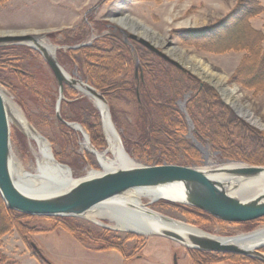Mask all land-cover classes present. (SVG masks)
<instances>
[{"label":"rangeland","instance_id":"rangeland-1","mask_svg":"<svg viewBox=\"0 0 264 264\" xmlns=\"http://www.w3.org/2000/svg\"><path fill=\"white\" fill-rule=\"evenodd\" d=\"M235 7L239 8L240 12L230 18L229 15L235 13L233 12ZM123 14H127L159 35L164 40L163 47L157 46L159 50L165 52L166 49L180 48L186 54L194 56L196 60L199 59L198 66L206 68L214 76L225 78L227 85L238 86L242 92L240 101L245 109L264 124V93L243 86L233 77L236 68L249 57V47L257 46L261 51L264 50V0H0V34L9 31L15 32V35H21L16 31L39 32L40 39L53 48L52 55L57 61L58 54L66 52L68 47L91 45L109 34L119 37L123 44L129 47L130 61L129 64L120 66L119 72L116 73L117 78L121 81L133 80L134 93H123L118 99H105L110 121L121 140L120 145L137 165L176 164L204 169L226 162L251 164L248 160L254 159L256 160L254 165L264 166V153L261 154L259 143L255 142L254 146L240 143L248 141L253 131L261 133L264 137V127H257L244 119L237 110L225 103L222 93L218 92L214 85L191 72L177 59L191 73L177 68L178 71L192 77L199 88H208L218 101L245 125L234 132L232 142L234 145H244L242 147L250 152V156L248 153H244L245 157L232 154V148L227 146L228 142L225 141L224 135L215 131L216 125L211 128L213 134L199 130L202 127L199 128L197 120L201 119L193 118L195 116L189 111L192 96L190 90L185 91L175 101L177 118L173 131L176 132L174 141L177 144L165 152L157 150L155 136H152L153 142L147 144L138 142L136 131L137 126L141 125L139 116L144 108V105L141 109L138 108V105H142L140 85L145 83L153 71V62L150 58L142 57L135 49L138 43L126 39L111 20L112 17H121ZM223 21L231 22L232 25L236 21L238 30L233 26L234 28L230 27L228 31H236L241 35L244 33L245 37L252 33V38L245 42L246 45H240L241 49L218 52L201 48L199 45L202 42L182 40L172 33L177 30L201 31ZM81 28L88 31V35L82 41L71 46L59 42L67 31H80ZM28 34L34 36L35 33ZM14 45L30 48L24 43ZM195 59L190 62L195 63ZM29 62L30 64L24 63V67L36 77L35 91L42 93L47 89L48 97L44 104H48L52 110L45 108L43 110L38 106L40 102H32L28 98L29 94L19 88L16 74L10 73L8 67H5L3 70L0 69V89L7 100V106L10 109V106L14 105L20 110L26 125L33 133L47 141L55 161L66 166L73 178L83 177L90 170L102 172L103 169L95 161L92 151L82 148L83 134L75 127L61 123L55 116L58 86L38 51H35ZM60 66L70 77L92 86L80 76L75 65L67 63ZM219 77L216 79L219 80ZM31 85L33 87L32 83ZM16 86L19 90L15 88ZM66 89L75 93L70 95ZM95 99L97 100L64 85L59 114L64 120L79 124L89 139L90 147L96 152H103L107 146L100 110ZM29 114L40 115V124L29 121L27 118ZM8 116L10 145L15 163L18 162L23 170L34 173L37 161L41 159L38 147L32 136L23 130L10 114ZM81 118L89 120L90 127L84 125ZM136 118L139 120L137 123ZM55 152L58 154L56 157ZM13 173L17 183L21 184L16 173L14 171ZM141 205L218 237H231L264 227V217L245 223H231L213 218L201 210L199 211L205 214L197 216L195 213L174 207L179 204L165 200L151 202L143 197ZM101 221L103 225H97L85 217H25L21 220L24 224L21 233L12 229L0 236V252L8 259L5 264H196L191 257L197 253L196 249H186L176 241L156 234L144 236L119 231L107 226L111 225L108 219L101 218ZM103 233L122 243L124 251L114 246H105L106 243L101 237ZM31 243L37 247L45 261L33 252ZM260 250L264 252V247ZM209 262V264H259L256 260L242 259L240 256L227 257L221 253H216Z\"/></svg>","mask_w":264,"mask_h":264},{"label":"water","instance_id":"water-1","mask_svg":"<svg viewBox=\"0 0 264 264\" xmlns=\"http://www.w3.org/2000/svg\"><path fill=\"white\" fill-rule=\"evenodd\" d=\"M118 29L126 39L129 38L137 42L181 71L191 73L176 59L170 57L164 51L159 50L157 46L153 45L148 39L138 37L131 31L126 33L124 29ZM11 43L27 44L33 50L38 51L46 62L58 86L59 96L55 104V116L61 123L72 128L80 126L77 123L64 120L59 114V106L64 85L79 91L75 85L77 83L84 84L85 90L80 92L97 98L102 105V109L105 108L107 110V101L103 94L86 82L72 78L65 73L55 57L50 55L39 44L35 36L31 34L0 35V46L9 45ZM217 91L219 92L218 89ZM98 109L100 110L99 106ZM9 114L10 109L7 106V100L0 89V198L6 209L37 217H84L85 214L93 208L100 207L102 204L122 196L129 190L177 184L181 185L185 197L184 202L177 204L201 210L221 221L238 223L255 220L264 216V186L260 187V189L255 188L250 191L251 195L249 194V196L240 198L230 195L223 187V182L209 176V174L212 173H222L224 180L228 181L232 178H255L264 172V166H254L240 162L230 163L241 165L233 167L220 166L217 168L213 167L212 169L193 168L176 164L129 165L121 166L116 169L102 170V172L96 171L95 173L86 174L80 178H73L69 172L70 174L62 182L56 183L54 187L57 188L53 190H42L43 188L41 187L32 188L26 182L18 184L14 178V170L11 165V161H14V157L10 145ZM100 117L104 129L101 110ZM108 118L110 121L109 114ZM110 123L113 125L111 121ZM35 135L47 143L43 137L38 134ZM86 139L89 141L87 136ZM48 150L49 156L55 161L49 145ZM57 164L66 167L59 163ZM91 171L93 170H90V172ZM154 201L156 200H151V202ZM171 203H175V201ZM120 208L130 213L142 211L149 215H156L165 221L181 222L145 208L141 203L138 205L137 203L123 202ZM149 233L176 241L186 249L193 248L199 251L216 253L230 252L264 261V253L259 250H250L238 246L237 244L224 243V241L233 239L234 236H217L211 238L189 232L183 236L168 228H160ZM263 245L264 243L262 244L259 242L254 244L253 247L257 248ZM31 247L33 252L45 261L40 251L33 243H31Z\"/></svg>","mask_w":264,"mask_h":264},{"label":"trees","instance_id":"trees-1","mask_svg":"<svg viewBox=\"0 0 264 264\" xmlns=\"http://www.w3.org/2000/svg\"><path fill=\"white\" fill-rule=\"evenodd\" d=\"M234 11L235 13L229 15L230 18H233L237 12H240L237 7H235ZM236 25V21L233 22V25L231 22L223 21L220 24H214L201 31L177 30L172 31V33L182 40L202 42L199 45L201 48L218 52L232 49L238 50L242 48L240 45H246L245 42L251 39L253 34L249 33L245 37L244 33L241 35L236 31H228L233 26L235 30H238V25ZM87 35L88 31H85L83 28L80 31H67L59 42L71 46L85 39ZM135 49L141 53L140 55L142 57L150 58V61L153 62V71H151L145 83L140 85L142 105H138V108L141 109L143 105L144 108L139 116L142 126H137L136 131L138 142L147 144L153 142L155 139L154 143L157 145V150L167 152L173 148L177 144L174 141L176 132L173 131L175 128L174 124L176 123L175 119L177 118L175 101L185 91L190 90L192 96L189 111L195 116L193 118L197 119L199 117L201 119V121L197 120L199 128L202 127L199 130L210 134L213 130L211 128L213 125H216L217 130H214L224 135L225 141L228 142L227 146L232 148V154H240L241 156L244 155V157L246 156L244 153H248L249 155L250 152L242 147L244 145H234L232 142L234 132L240 130L245 125L236 119L208 88H199L197 82L192 77L178 71L175 66L163 59H159L160 57L158 58L154 53L150 51L146 52L140 45H135ZM248 50L249 57L246 61L243 60L236 68L233 77L243 84V86L257 89L264 93V50L261 51L257 46L249 47ZM34 54V50L22 45L11 44L0 46V69L3 70L5 67H8L7 69L10 73L16 74L19 88L29 94L28 98L34 103L40 102L38 106L41 109L44 110L45 108L51 111L52 109L49 108L48 104H44V100L48 97L46 93L47 89L43 90L42 93L35 91L34 86L37 85L36 77L34 73L29 72L24 67V63L30 64L29 59L31 60ZM57 58L60 64L66 65L70 63L75 65L80 76L86 79L95 89L99 90L108 100L118 99L123 93H134L133 80L127 79L126 81H121L117 78L116 73L119 72L120 66L123 67L124 64H129L130 52L129 47L124 45L122 40L115 35L109 34L102 36L91 45H83L78 48L68 47L66 52H60ZM15 88L19 90L17 86ZM66 92L70 93V95L75 93V91L68 92L67 89ZM27 118L33 124L36 122L40 124V115L29 114ZM94 118H96L95 115ZM80 120L84 125L90 127L91 123L89 120L85 118H81ZM137 122H139L138 118H136ZM246 130L248 132L250 131L248 129ZM152 136H155V138L153 139ZM255 142L260 144V152L263 154L264 137L261 133L253 131V134L251 136L249 135L248 141L240 143L254 146ZM146 144L142 145L144 146ZM232 151H227V153H231ZM56 156L58 154L55 152ZM248 161L251 164H256V160L254 159ZM174 207L189 213H195L197 216H203L205 214L195 208L187 206L174 205ZM25 217H29V215L6 209L0 198V236L9 233L12 229H16L21 233L20 230L24 226L21 220ZM101 237L102 241L106 243H103L105 246H114L120 251H124V245L119 243L115 238L109 237L105 233ZM196 252L191 256L196 264H209V260L215 256V254L213 255L209 252L199 250ZM225 255L227 257L240 256L234 254ZM240 258L255 261L242 256ZM5 262H8V259L0 252V264H5ZM256 262L264 264L259 261Z\"/></svg>","mask_w":264,"mask_h":264},{"label":"bare ground","instance_id":"bare-ground-1","mask_svg":"<svg viewBox=\"0 0 264 264\" xmlns=\"http://www.w3.org/2000/svg\"><path fill=\"white\" fill-rule=\"evenodd\" d=\"M116 25L124 30H128L129 32L135 33L138 37H143L148 39L150 42L153 43L155 46L163 47L164 40L157 34L151 32L152 30L143 25L142 23L134 20L127 14H123L121 17H112ZM20 34H28V33H35L34 36L38 39L39 44L50 54L52 55L53 48L46 44L41 37L39 36V32H25V31H16ZM16 33V34H17ZM2 34H15V32H2ZM1 35V34H0ZM37 35V36H36ZM165 53L169 56L181 61L186 68H188L191 72L195 73L197 76L201 77L204 80H207L209 83L214 85L219 92L222 93L223 99L226 104L233 107L237 112L248 122L257 126V127H264V124L260 123L252 113L245 109L244 104L240 101L242 92L235 84L227 85L226 79L221 78V76H214L206 68L200 65L198 62L199 59H195L194 56L188 55L184 52V50L174 47L172 49H166ZM192 59H195L196 62L192 63ZM194 60V61H195ZM197 63V64H196ZM219 77V80L216 79ZM84 84L77 83L75 86L80 91H84ZM225 91V92H224ZM97 106H99L103 118L104 123V140L106 142V148L103 152H96L91 147L86 139V133L84 129L80 127H75L76 130L80 131L83 136L84 140L82 142V148L92 151V154L95 158L97 164L105 171L106 169H116L121 166H129V165H137L124 151L123 147L120 145V137L116 132L114 125H111L107 110L104 108L102 109V105L99 103L98 99H95ZM10 115L12 119L17 122L23 130H25L29 135H31L33 140L35 141L39 154L41 155V159L37 161L36 170L34 173H29L28 171L23 170L18 162L15 163L11 161L12 168L16 173V176L20 179V182H26L32 188H43L42 190H53L57 187L56 183L62 182L70 173V170L67 167H63L58 165L51 157L49 156L48 144L41 138H39L35 133L31 131V129L26 125L23 115L20 113L14 105L10 106ZM111 154V156H109ZM228 163V164H227ZM241 164L237 163H221L217 164L216 166L210 167H233ZM254 165V164H248ZM254 166H262V165H254ZM96 171H89L86 174H92ZM222 173H212L209 174L211 178H215L221 182H223V187L226 191L232 196L244 198L249 196L250 191L253 189H260V187L264 186V172L261 173L260 176L255 178H232L228 181L224 180V176ZM251 195V194H250ZM146 198L148 200H165V201H175V203H181L185 201L184 192L182 190L181 185L177 184H168V185H161L157 187H148L145 189H133L127 191L122 196L115 198L105 204H102L100 207H95L89 212L85 214V218H88L90 221L97 225H103L101 218H106L111 222L110 226L112 228L118 229L119 231H131V233H135L137 235H144L148 236L151 235L149 232H154L160 228H168L171 229L183 236L186 235L187 232L205 236V237H217L213 236L209 233H206L192 225H188L184 222H172V221H165L160 219L156 215H149L142 211L134 213V212H126L124 209H121L123 202H132L137 203L140 205L141 199ZM264 217V216H263ZM263 217H259L261 219ZM257 220V219H255ZM253 221V220H251ZM226 222V221H225ZM250 222V221H245ZM245 222H238V223H245ZM234 223V222H231ZM224 240V239H223ZM264 243V227L251 230L248 232H244L234 236L233 239L224 241L227 244H237L238 246L244 247L245 249H256L261 251L260 249L263 246H258L254 248L253 245L256 243ZM207 252V251H204ZM263 252V251H261ZM223 255L225 254H234L240 255L242 257H246L249 259H253L259 262L264 263V261H260L258 259H254L252 257H247L241 254L230 253V252H217ZM264 253V252H263ZM216 254V253H212Z\"/></svg>","mask_w":264,"mask_h":264}]
</instances>
